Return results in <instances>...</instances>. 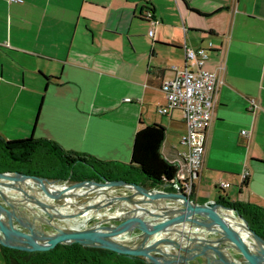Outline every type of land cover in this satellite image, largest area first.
<instances>
[{
  "label": "crops",
  "instance_id": "crops-1",
  "mask_svg": "<svg viewBox=\"0 0 264 264\" xmlns=\"http://www.w3.org/2000/svg\"><path fill=\"white\" fill-rule=\"evenodd\" d=\"M209 40L205 66L223 63V81L192 196L264 206V0H0V134L129 162L136 129L157 121L159 151L176 170L186 124L180 108L158 110L159 83L182 63L184 41Z\"/></svg>",
  "mask_w": 264,
  "mask_h": 264
},
{
  "label": "water",
  "instance_id": "water-1",
  "mask_svg": "<svg viewBox=\"0 0 264 264\" xmlns=\"http://www.w3.org/2000/svg\"><path fill=\"white\" fill-rule=\"evenodd\" d=\"M71 171L0 169V244L49 251L77 241L156 264H264V237L219 197L198 201L172 179L157 186Z\"/></svg>",
  "mask_w": 264,
  "mask_h": 264
},
{
  "label": "trees",
  "instance_id": "trees-1",
  "mask_svg": "<svg viewBox=\"0 0 264 264\" xmlns=\"http://www.w3.org/2000/svg\"><path fill=\"white\" fill-rule=\"evenodd\" d=\"M146 11L151 16L152 8L147 7ZM164 134L165 126L160 122H141L134 132L129 162L101 159L92 154L65 149L54 139L45 136L8 139L0 134V169H19L54 177H66L72 170L71 179L96 176L98 170L110 178L139 180L133 174L136 171L149 184L160 186L175 174L173 165L159 151ZM164 187L173 188L172 185ZM219 199L234 205L264 237V206L248 200L229 199L222 194ZM0 245L3 264H156L148 262L142 255L77 241L61 243L49 251Z\"/></svg>",
  "mask_w": 264,
  "mask_h": 264
},
{
  "label": "built area",
  "instance_id": "built-area-1",
  "mask_svg": "<svg viewBox=\"0 0 264 264\" xmlns=\"http://www.w3.org/2000/svg\"><path fill=\"white\" fill-rule=\"evenodd\" d=\"M21 1V0H8ZM146 11L145 15L153 22V13ZM185 28V27H184ZM152 34V28L148 29ZM212 42L193 47L183 42L184 59L182 63L169 64L170 76L161 78L159 86L164 93L165 100L158 105L161 113H169L173 108H180L183 112L186 130L181 135V140L186 145L184 157L180 159L179 166L171 178L173 186L182 185L184 191L193 194L194 179L201 168L208 130L213 117L216 93L223 81V63H218L214 68L205 66L209 56ZM257 100L250 98V108L257 107ZM245 133V129H241ZM249 174L248 168H244L240 174V183H245ZM229 184L227 180H221L220 185Z\"/></svg>",
  "mask_w": 264,
  "mask_h": 264
}]
</instances>
